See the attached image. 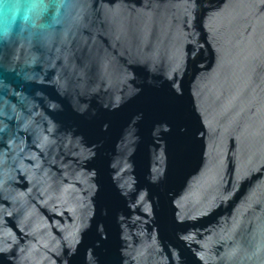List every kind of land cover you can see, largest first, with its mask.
<instances>
[{
	"label": "water",
	"instance_id": "1",
	"mask_svg": "<svg viewBox=\"0 0 264 264\" xmlns=\"http://www.w3.org/2000/svg\"><path fill=\"white\" fill-rule=\"evenodd\" d=\"M0 264H264V0H0Z\"/></svg>",
	"mask_w": 264,
	"mask_h": 264
}]
</instances>
